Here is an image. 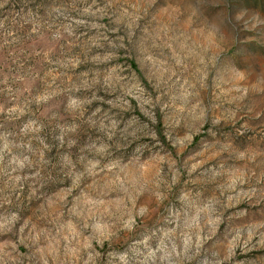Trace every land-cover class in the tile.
<instances>
[{
	"label": "rangeland",
	"instance_id": "1",
	"mask_svg": "<svg viewBox=\"0 0 264 264\" xmlns=\"http://www.w3.org/2000/svg\"><path fill=\"white\" fill-rule=\"evenodd\" d=\"M0 264H264V0H0Z\"/></svg>",
	"mask_w": 264,
	"mask_h": 264
}]
</instances>
